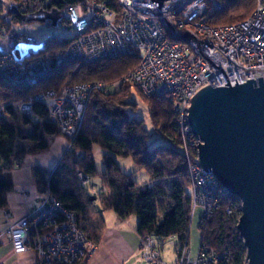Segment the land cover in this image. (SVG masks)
Here are the masks:
<instances>
[{
  "label": "built area",
  "instance_id": "obj_1",
  "mask_svg": "<svg viewBox=\"0 0 264 264\" xmlns=\"http://www.w3.org/2000/svg\"><path fill=\"white\" fill-rule=\"evenodd\" d=\"M117 2V9L103 1L89 0L84 6L70 5L62 10L60 24L65 32L55 38L64 46L53 58L49 53H27L32 46H41L51 34L41 40L30 33L8 35L6 45L0 46V79L12 86L34 85L65 62L89 63L136 51L140 56L138 64L116 83L85 82L50 88L30 96L22 108L31 115L34 104H42L48 121L72 140L91 91L112 90L129 83L147 96L169 98L185 154L192 146L197 152L199 141L187 122L190 98L208 84L233 86L258 77L264 81V0L255 1L247 18L217 26L209 25L205 19L206 0ZM211 7H219L216 0H211ZM88 12L90 17L84 15ZM21 44L27 46V51ZM221 68L229 84H224L227 79ZM76 155L80 157L82 152ZM187 166L191 214L199 207L206 216L219 207L221 186L212 173L198 166L197 154L189 158ZM77 177L80 184L87 182L83 172L78 171ZM6 234L14 253L33 249L43 264H75L95 249L77 227L75 214L63 207L47 186L38 203L10 225ZM176 251L175 261L164 263L155 239L150 235L140 237L142 264H230L228 252L204 245H199L193 259L186 246H176Z\"/></svg>",
  "mask_w": 264,
  "mask_h": 264
},
{
  "label": "trees",
  "instance_id": "obj_2",
  "mask_svg": "<svg viewBox=\"0 0 264 264\" xmlns=\"http://www.w3.org/2000/svg\"><path fill=\"white\" fill-rule=\"evenodd\" d=\"M13 1L14 7L18 10L25 7L24 11H28L31 9L28 6L31 3L34 9L42 8L48 11L57 9L61 12L70 5L84 6L89 0ZM98 1L105 2L113 9L118 7L117 0ZM216 1L219 7L212 10L211 0H206L205 19L212 26L231 24L247 18L256 0ZM2 9L0 3V14L3 12ZM7 16H11L15 22H20L10 9ZM4 18L5 16L0 15V20L9 24L8 17ZM63 46L53 38L44 41L30 54L34 56L47 51L53 58ZM139 58L136 51H131L94 63L66 62L49 71L34 86H12L0 79L2 110L15 117L13 110L15 101L28 99L29 95L50 88L57 90L63 86L85 82L111 84L135 66ZM132 86L129 83H122L118 89L116 87L107 91H91L76 135L70 140L68 149L52 169L47 181L41 183L40 190L47 186L60 204L75 214L77 227L94 246L98 245L102 238L105 228L102 211L105 210H112L120 219L136 215L138 217L136 232L140 237L150 235L161 241L173 236L177 238V247L187 246L191 216L187 164L189 158L196 155V149L192 146L185 154L181 146L176 116L168 105H161L163 107L161 112H151L155 131L166 141L148 147V134L141 124V119L129 116L125 108V104L129 103L126 97ZM159 97L161 102L166 100V96ZM33 109V113L39 119L31 120L33 128L28 133L16 129L5 120L0 111V208L5 204V193L11 188L7 172L21 163L24 154L45 150L48 147L45 135L59 134L56 125L48 121L47 110L42 104L35 103ZM28 120L29 118L25 116L24 121ZM17 137H23L29 142H16ZM94 143H98L104 149L101 156L104 168L101 171L96 169L93 161L91 149ZM77 151L82 152L80 157L76 155ZM117 156L129 157L137 169H144L149 177L144 180L133 179L132 173H125L120 169L115 159ZM78 171L83 172L87 178L99 177L104 191L95 194L90 191L91 185L80 184ZM3 172L6 173V177L1 176ZM93 195L94 200L91 199ZM218 196L219 207L200 219L199 245L217 252L226 251L230 255V264H243L245 247L235 227L240 216V201L222 187ZM97 197L102 205L101 210L95 204ZM86 259L82 258L75 264H86Z\"/></svg>",
  "mask_w": 264,
  "mask_h": 264
},
{
  "label": "water",
  "instance_id": "obj_3",
  "mask_svg": "<svg viewBox=\"0 0 264 264\" xmlns=\"http://www.w3.org/2000/svg\"><path fill=\"white\" fill-rule=\"evenodd\" d=\"M11 10L23 22L55 25L59 16L57 9ZM234 84L198 90L190 98L187 122L199 141L198 166L240 201L235 227L245 247L243 264H264V81Z\"/></svg>",
  "mask_w": 264,
  "mask_h": 264
},
{
  "label": "rangeland",
  "instance_id": "obj_4",
  "mask_svg": "<svg viewBox=\"0 0 264 264\" xmlns=\"http://www.w3.org/2000/svg\"><path fill=\"white\" fill-rule=\"evenodd\" d=\"M0 3L2 4V7H3V9H2L3 12L0 15L5 16V18L8 17L7 23H9V24H6L5 21L2 22V20H0V46L6 45L8 35L13 36V34H17V33L18 34L30 33L31 35L35 36L39 40H41L45 36L51 34L52 36L49 37L48 40L53 39V38L56 40L55 35H62L65 32L62 25L60 24L62 16H63L62 12H59V16H58V19H57L55 25L49 24L50 21H47V22H38V21L23 22L22 20H20V22H15V21H13V19H11V16H7L8 9H10V11L12 12L11 9H12V7H14V1L13 0H0ZM30 5H28V6L31 9H28V11H24L25 7H23V8L19 9L20 12L27 13V12H31V11L36 10V9H34L33 4L30 3ZM12 14H14V13L12 12ZM84 15L86 17H90V12L85 13ZM16 17L19 18L18 16H16ZM62 42H64V40ZM48 44H46V46ZM20 47H22L25 51H27L26 45L21 44ZM35 48H36V46H32L31 48L28 49L29 51L27 53L30 56H32L30 54V52ZM43 54L46 55V54H48V52L46 51ZM120 56H122V55H120ZM108 59H111V58H108ZM45 60L47 61V59H45ZM102 60H105V59H102ZM74 61H77V60H74ZM94 62H97V61H94ZM94 62H89V63H94ZM138 62H137V64H138ZM135 66H133V67H135ZM58 67H59V65H57L56 67H54L53 69H51L49 71H52ZM48 72H47V74H48ZM124 75L125 74H123V76ZM40 79H42V78H40ZM120 79L114 81L113 83H116ZM38 81H37V83H38ZM34 85H36V84H34ZM34 85H29V86H34ZM120 85L117 86V89ZM17 87H20V86H17ZM30 96H32V95H29L27 98H29ZM158 98H160V97L159 96H157V97L153 96L152 97V96H147V95L143 94L134 85L130 88V90L128 92V96L126 97V100H128L129 103L125 104V108L128 111L129 116H135L136 118L141 119V124L146 129V133L148 134V139H147V146L148 147H151L156 143L166 141L165 139H162V137L155 131L154 126H153L152 121H151V112H153V111L161 112L163 109L162 106H167V105L170 107V109H173V106H172L171 102L169 101L168 97H166L167 101L162 99L163 102H161ZM27 100L28 99L18 100V101H15L13 103V110L15 113V117L10 116L6 111L2 110L3 101L2 100L0 101V111H1V114L4 116L5 120L10 122L11 124H13V126L16 129L18 128V129H20V131L22 130L23 132H26V133H28L30 130H32V128H33V124H32L33 122L32 121H38V119H39L37 116H35L34 113L30 115V113H28L27 109L22 108V104ZM30 109H31V107H30ZM32 111H34V109ZM25 116L29 118L28 122L24 121ZM34 117H36L37 119H35ZM59 134L62 135L67 140V146H69L70 140H68V138H66L63 134H61V133H59ZM15 140H16V142H21V141L26 142V143L29 142L27 139H25V138L23 139V137H17ZM67 149H68V147H67ZM103 152H104V149H102L98 143H94L92 145L91 153L93 156V161H94L95 167L98 171H101L104 168V165H103V162L101 159ZM115 159H116V162L118 163L120 169L123 172L132 173L133 179L144 180V179L149 177L148 173L144 169H137L136 164L129 157L123 158V157L117 156V157H115ZM1 176L6 177V173L5 172L1 173ZM84 185L85 186L91 185L92 189L90 188L91 189L90 191L92 193H95V194L97 192H102V189H104V188H102L101 181H100L99 177L91 176L90 178L87 179V182ZM95 204L99 210L102 209V205L99 202L98 197L95 201ZM110 212H113V211L111 210ZM113 214H115V213L113 212ZM202 216H203V212L199 207L198 208L195 207L192 211L191 216H190V222H189V228H188V243H187L186 247H187V250L189 251V257L191 259L195 258L197 251H198V248H199V243H200L199 223H200V219ZM135 218L137 219V222H138V217L134 214L130 215V217L126 220L127 226L131 227L134 230V232H135L136 228H135L134 224L132 225L131 220H134ZM136 225H137V223H136ZM155 242H156L157 250L159 252V257L164 263H171V262L175 261V259L177 258V251H176L177 238L176 237L170 236V237H167L161 241L155 239ZM139 256H138L137 260H136V256L132 257L131 262H135L136 264H142V261L140 260ZM85 258H88V257H85Z\"/></svg>",
  "mask_w": 264,
  "mask_h": 264
},
{
  "label": "crops",
  "instance_id": "obj_5",
  "mask_svg": "<svg viewBox=\"0 0 264 264\" xmlns=\"http://www.w3.org/2000/svg\"><path fill=\"white\" fill-rule=\"evenodd\" d=\"M44 138L48 143L45 150L24 154L21 163L7 172L11 188L5 193V204L0 208V264L39 262V257L33 249L14 253L6 229L38 203L41 183L47 181L68 147L67 140L58 133L45 135ZM110 211H102L105 221L102 238L86 259V264H136L131 262V258L136 256L137 260L140 255V236L136 229L134 232L127 226L126 220L130 216L120 219ZM131 222L136 228L137 219Z\"/></svg>",
  "mask_w": 264,
  "mask_h": 264
},
{
  "label": "bare ground",
  "instance_id": "obj_6",
  "mask_svg": "<svg viewBox=\"0 0 264 264\" xmlns=\"http://www.w3.org/2000/svg\"><path fill=\"white\" fill-rule=\"evenodd\" d=\"M49 24H51V23H49Z\"/></svg>",
  "mask_w": 264,
  "mask_h": 264
}]
</instances>
